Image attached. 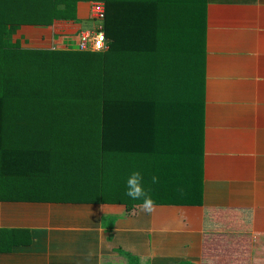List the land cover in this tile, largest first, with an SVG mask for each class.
<instances>
[{"label": "trees", "instance_id": "trees-1", "mask_svg": "<svg viewBox=\"0 0 264 264\" xmlns=\"http://www.w3.org/2000/svg\"><path fill=\"white\" fill-rule=\"evenodd\" d=\"M94 1L106 7L105 52L6 39L12 27L75 24ZM208 2L0 0V185L31 202L131 210L142 201L126 196V181L139 171L153 200L172 188L156 203L180 204L170 173H188L183 188L197 180Z\"/></svg>", "mask_w": 264, "mask_h": 264}, {"label": "crops", "instance_id": "crops-1", "mask_svg": "<svg viewBox=\"0 0 264 264\" xmlns=\"http://www.w3.org/2000/svg\"><path fill=\"white\" fill-rule=\"evenodd\" d=\"M206 9L202 147L187 197L196 204L182 203V168L170 182L183 205L155 202L152 214L140 204L31 202L0 185V264H264V0ZM58 25L28 27L45 35L26 47L67 49L82 32Z\"/></svg>", "mask_w": 264, "mask_h": 264}, {"label": "built area", "instance_id": "built-area-1", "mask_svg": "<svg viewBox=\"0 0 264 264\" xmlns=\"http://www.w3.org/2000/svg\"><path fill=\"white\" fill-rule=\"evenodd\" d=\"M90 17L93 21L100 20L98 25H95L92 29L82 31L78 37V40L73 43L74 48L68 45L66 48L74 49L80 52H105L109 46L107 43L106 34L101 22L106 18V7L103 2L94 1L90 4Z\"/></svg>", "mask_w": 264, "mask_h": 264}, {"label": "rangeland", "instance_id": "rangeland-1", "mask_svg": "<svg viewBox=\"0 0 264 264\" xmlns=\"http://www.w3.org/2000/svg\"><path fill=\"white\" fill-rule=\"evenodd\" d=\"M85 15L86 19H84L82 16ZM80 16L78 18V20H76L75 22V25L73 24H67L68 26H71L73 27L72 29L76 32L73 33V35H77V31L79 29V31H87L89 29H92L95 25H98V23H100V20L98 21H93L91 19H89V8H88V3H82L80 5ZM102 25H104V21L101 22ZM67 26L65 25H58V28H57V31L59 30H63V29H66ZM68 29V28H67ZM34 29H28V27H12L10 29V32H9V36H6V39L7 40H15V39H20L23 41V45L24 46H32V45H35V40L37 37H43V35H45V32L43 33H37L36 31H33ZM50 33V31H49ZM47 40V39H46ZM78 40V39H77ZM76 40V41H77ZM69 41V40H67ZM69 43V42H68ZM48 45V44H46ZM72 46V48H74V45L73 44H70ZM75 172H77V174H79V170L75 169ZM76 181V180H75ZM180 188V187H179ZM178 188V190H179ZM183 196V204H186V205H192V204H189L187 203L188 200H187V197L189 194H186L185 192V187L183 188V194H181ZM190 196V195H189ZM182 201V200H181ZM181 204V205H183Z\"/></svg>", "mask_w": 264, "mask_h": 264}, {"label": "clouds", "instance_id": "clouds-1", "mask_svg": "<svg viewBox=\"0 0 264 264\" xmlns=\"http://www.w3.org/2000/svg\"><path fill=\"white\" fill-rule=\"evenodd\" d=\"M143 177L139 171H133L126 181V196L133 200H141L139 205L141 212L152 214L155 211V201L149 195L148 191L144 188L142 183ZM153 183H158V177H152Z\"/></svg>", "mask_w": 264, "mask_h": 264}]
</instances>
